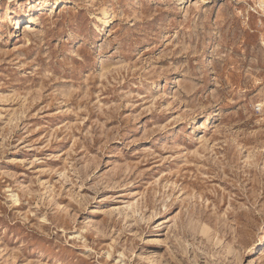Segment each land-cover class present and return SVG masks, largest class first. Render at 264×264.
Listing matches in <instances>:
<instances>
[{
	"label": "rangeland",
	"instance_id": "374dc122",
	"mask_svg": "<svg viewBox=\"0 0 264 264\" xmlns=\"http://www.w3.org/2000/svg\"><path fill=\"white\" fill-rule=\"evenodd\" d=\"M0 264H264V0H0Z\"/></svg>",
	"mask_w": 264,
	"mask_h": 264
},
{
	"label": "bare ground",
	"instance_id": "6f19581e",
	"mask_svg": "<svg viewBox=\"0 0 264 264\" xmlns=\"http://www.w3.org/2000/svg\"><path fill=\"white\" fill-rule=\"evenodd\" d=\"M26 16H27V15H26ZM18 20H19L20 22H19V23H16V24L13 25V26H16L15 29H14V30H15V33H17V32L20 33L21 28H22V27H20V24L32 23V21H33V20H31V19H27V20H25V18H20V19H18ZM17 30H18V31H17ZM18 33H17V34H18Z\"/></svg>",
	"mask_w": 264,
	"mask_h": 264
}]
</instances>
